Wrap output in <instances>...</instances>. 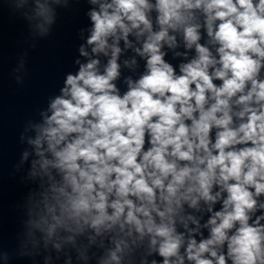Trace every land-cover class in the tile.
<instances>
[{
  "label": "clouds",
  "instance_id": "9594fccd",
  "mask_svg": "<svg viewBox=\"0 0 264 264\" xmlns=\"http://www.w3.org/2000/svg\"><path fill=\"white\" fill-rule=\"evenodd\" d=\"M90 2L91 55L30 141L47 240L90 229L96 264H264V0ZM129 50L144 71L121 91Z\"/></svg>",
  "mask_w": 264,
  "mask_h": 264
},
{
  "label": "water",
  "instance_id": "95a60500",
  "mask_svg": "<svg viewBox=\"0 0 264 264\" xmlns=\"http://www.w3.org/2000/svg\"><path fill=\"white\" fill-rule=\"evenodd\" d=\"M38 5L46 9L43 15ZM94 9L98 10V5L90 0H0V264H64L68 255L73 264H88L77 259L80 253L96 264L105 253L99 246L104 237L89 244L88 237L94 234L90 229L76 234L75 243L66 239L73 234L63 230L47 240L44 226L38 223L51 181L39 163L33 167L40 157L30 143L37 138L45 116L50 115L51 101L61 95L67 74H76L77 60H87L80 55V47L91 55L87 38ZM177 50L182 51V46ZM134 57L137 65L124 66V61L131 64ZM166 59L179 63L171 50ZM106 62L101 56V64ZM119 62L117 85L124 91L125 79H138L144 61L129 50ZM48 171L60 179L57 170ZM54 243H59L60 249L53 247ZM145 250L137 253V260Z\"/></svg>",
  "mask_w": 264,
  "mask_h": 264
}]
</instances>
